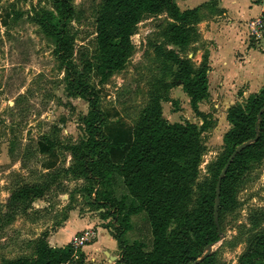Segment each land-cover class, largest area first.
<instances>
[{
	"label": "rangeland",
	"instance_id": "374dc122",
	"mask_svg": "<svg viewBox=\"0 0 264 264\" xmlns=\"http://www.w3.org/2000/svg\"><path fill=\"white\" fill-rule=\"evenodd\" d=\"M101 2L73 0L76 20L67 25L66 37L74 42V67L84 73L87 62L92 64L93 70L85 77L99 93V108L107 118L104 132L115 144L130 140V132L154 90L155 78V83L161 81L165 86H172L162 87L160 91L165 119L173 123L188 121L199 128L205 124L201 135L204 152L190 205L193 211L201 194L214 180V165L225 152L224 135L231 128L227 121L229 108L245 104L244 93H259L264 88V77L251 89L246 86L236 89L230 84L216 87L214 83L209 97L199 106L202 116H197L181 84L175 85L177 69L156 59L154 53L153 44L165 41L173 22L165 11L146 17L139 24L137 34L132 37L133 53L126 68L109 81L100 83L96 71L99 59L95 18ZM44 11H55L52 0H0V207L1 216L15 212L0 225V264L33 258L37 242L42 238L50 246L56 244L53 237L63 236V223L71 210H78L80 220L89 218L91 227L75 234L73 240L63 241L62 244L68 242L65 245L78 243L74 245H78L80 253L77 252L70 264H118L122 258L119 246L112 253L99 247L85 249L98 240L97 227L104 229L106 234L116 235L122 220L116 222L104 217L96 206H91V198L82 192L87 186L85 180L62 179L68 193L50 197L51 204L37 201L27 212L12 211L8 206L11 194L18 188L42 184L46 174L70 168L73 158L67 147L89 140L84 123L89 112L88 103L69 95L66 72L55 56L54 40L36 23ZM16 13H20L18 17ZM201 13L203 19L211 18L205 11ZM252 43H257L254 35ZM196 47L200 52L197 51L192 60L197 68L212 43L203 39ZM169 48L178 50L177 47ZM261 48L259 50L263 51ZM247 84L250 85V81ZM45 138L53 141L54 148L47 146ZM235 199V208L225 213L221 239L212 245L211 258L206 264L239 263L249 248L246 231L251 229V217L260 219V225L251 233L264 235V159L243 174ZM96 217L100 224H93ZM131 222L134 229L124 240L128 239V244L140 242L144 252H151L153 237L146 216L133 215Z\"/></svg>",
	"mask_w": 264,
	"mask_h": 264
},
{
	"label": "trees",
	"instance_id": "16d2710c",
	"mask_svg": "<svg viewBox=\"0 0 264 264\" xmlns=\"http://www.w3.org/2000/svg\"><path fill=\"white\" fill-rule=\"evenodd\" d=\"M52 2L55 11H44L36 23L54 40L55 56L66 72L69 95L88 103L89 112L84 123L89 140L67 147L73 158L70 168L46 174L42 184L18 188L11 194L8 206L12 211L27 212L37 201L50 203V197L68 193L62 179H83L87 186L82 192L91 198V206L104 209V217L116 222L122 218L118 234L112 235L122 250L118 264H193L209 245L221 239L222 220L227 211L235 208V193L241 177L264 159V88L251 95L245 104L229 108L227 121L231 128L224 135L225 152L214 165V180L201 194L197 208L190 211L204 152L201 135L205 124L199 128L188 121L173 123L165 119L160 91L162 87L172 86H165L161 81L155 83V78L149 102L133 128V141L128 152L120 165L113 163L109 155L112 142L104 132L107 118L99 108V93L85 77L93 66L87 62L84 73L74 67V42L66 37L67 25L76 20L73 0ZM165 11L173 22L165 41L153 44L156 59L177 69L175 85H182L191 109L201 117L199 106L209 97L208 55H204L197 68L185 55L189 51H198L199 10L182 12L174 0H102L95 18L99 59L96 71L100 83L109 81L126 68L133 53L132 37L137 34L139 24L146 17ZM45 141L50 149L54 148L53 141L48 138ZM246 142L251 143L233 160L221 184L219 229L214 219L218 179L232 153ZM114 173L123 178L127 189V195L121 200L111 198L99 188ZM141 212L145 213L153 237L149 253L144 252L142 243L128 244L124 240L132 229L131 217ZM12 213L1 216L0 207V225L4 219L14 216ZM250 222L251 229L246 231L249 248L238 264H264V235L251 233L260 225V219L251 217ZM77 252L80 250L73 243L52 247L42 238L37 242L33 258H18L1 264H70ZM210 258L208 256L200 264L208 263Z\"/></svg>",
	"mask_w": 264,
	"mask_h": 264
},
{
	"label": "crops",
	"instance_id": "0c3cea01",
	"mask_svg": "<svg viewBox=\"0 0 264 264\" xmlns=\"http://www.w3.org/2000/svg\"><path fill=\"white\" fill-rule=\"evenodd\" d=\"M176 4L182 12L199 10L200 21L197 24V29L200 42H203L204 39L212 43V48H207L208 65L210 67L208 71L209 93H211L214 83H217L216 87H227L230 84L236 89L245 86L250 87V89L256 87L261 77H264V38L256 40L257 43H252L253 27L251 23L264 14V0H178ZM202 11L210 14L211 18L203 19V16H201ZM207 43L209 44V42ZM260 48L263 51H260ZM194 54V52L189 51L188 58L192 59ZM248 81H250V85L247 84ZM254 94L256 92L252 93V95ZM250 96L251 94L244 93V97L247 99ZM132 141L133 128L128 143L115 144L112 142L109 155L113 163L117 165L122 163ZM99 188L106 191L111 198L114 197L118 200L127 195L124 180L116 173L112 174L107 183L99 186ZM119 189L122 190L118 192ZM127 201H130V199ZM98 211L100 213L105 212L104 209H98ZM139 214L145 215L143 212ZM78 215V210L69 211L68 217L63 223L64 227L61 232L63 236L58 239L59 234H56L53 237L56 244H52V247H63L68 243L62 244L63 241H71L70 239L73 240L76 237L75 234L80 233L86 227H91L89 221H87L89 218L80 220L77 217ZM99 220L96 217L92 220L94 221L93 224H100ZM97 228L99 230L98 240L85 249L99 247L112 253L118 248L117 241L109 233L106 234L104 229ZM133 229L134 226L132 225L131 230Z\"/></svg>",
	"mask_w": 264,
	"mask_h": 264
},
{
	"label": "water",
	"instance_id": "95a60500",
	"mask_svg": "<svg viewBox=\"0 0 264 264\" xmlns=\"http://www.w3.org/2000/svg\"><path fill=\"white\" fill-rule=\"evenodd\" d=\"M251 142H246L242 145H240L231 155V157L229 158L227 164L225 165L222 173L219 176L218 179V184H217V188H216V201H215V209H214V219H215V223L218 226V228L220 229V223H219V207H220V191H221V184L223 179L225 178L228 169L231 165V163L233 162V160L236 158V156L238 154H240ZM212 252V246H208L206 248V252L204 253V255L198 259L196 262H194L193 264H200L202 261H204Z\"/></svg>",
	"mask_w": 264,
	"mask_h": 264
},
{
	"label": "built area",
	"instance_id": "2783aa9c",
	"mask_svg": "<svg viewBox=\"0 0 264 264\" xmlns=\"http://www.w3.org/2000/svg\"><path fill=\"white\" fill-rule=\"evenodd\" d=\"M253 27V35L256 40H260L264 38V14L256 19H254L251 23ZM73 244H78L77 241ZM75 246V245H74ZM78 246V245H77ZM75 246V247H77Z\"/></svg>",
	"mask_w": 264,
	"mask_h": 264
}]
</instances>
